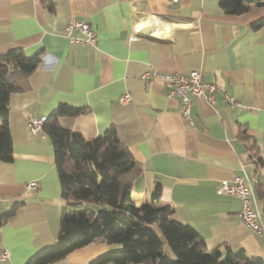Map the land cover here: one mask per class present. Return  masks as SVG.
<instances>
[{"label":"crops","instance_id":"crops-1","mask_svg":"<svg viewBox=\"0 0 264 264\" xmlns=\"http://www.w3.org/2000/svg\"><path fill=\"white\" fill-rule=\"evenodd\" d=\"M50 1L51 8L42 0H0V53L19 47L41 55L28 87L8 98L12 160H0V215L18 206L0 225V252H8L0 264H24L56 241L64 201L53 145L28 122L59 103L82 108L58 120L85 139L114 127L141 165L130 184L136 206L159 183V205H171L172 217L193 227L207 249L225 245L264 261V236L240 223V200L215 192L222 181L245 178L264 225V27L250 25L264 11L227 14L219 0ZM71 20L89 23L96 43L71 42L63 32ZM149 68L197 71L239 104L222 94L212 103L194 97L185 119L160 77L141 78ZM126 92L130 99L120 102ZM250 147L261 164L250 160ZM32 180L36 189L26 187ZM116 248L91 242L48 264H91Z\"/></svg>","mask_w":264,"mask_h":264},{"label":"trees","instance_id":"trees-1","mask_svg":"<svg viewBox=\"0 0 264 264\" xmlns=\"http://www.w3.org/2000/svg\"><path fill=\"white\" fill-rule=\"evenodd\" d=\"M49 8L50 0H42ZM227 14H242L252 8L264 11V0H219ZM264 27V16L250 23ZM41 62L40 53L26 56L19 47L0 53V160H12L8 128L10 93L25 90L30 74ZM82 108L59 103L41 126L50 137L64 201L56 241L44 246L24 264H48L91 242L119 245L91 264H264L243 250L228 246L207 249L204 239L190 225L172 217L174 208L159 205L161 188L156 184L141 206L130 199V184L141 165L116 135L113 126L100 135L85 139L81 133L63 127L58 118L77 115ZM250 160L261 158L250 147ZM18 203L0 215V225Z\"/></svg>","mask_w":264,"mask_h":264},{"label":"built area","instance_id":"built-area-1","mask_svg":"<svg viewBox=\"0 0 264 264\" xmlns=\"http://www.w3.org/2000/svg\"><path fill=\"white\" fill-rule=\"evenodd\" d=\"M73 30L80 31L82 36L71 35ZM63 32L71 42H79L84 44H95V31L90 24L82 20H71L63 27ZM160 77L166 87L167 97H176L179 101L180 114L183 118L188 119L191 106V99L194 97L203 98L208 103H212L217 94H222L228 101L230 106L238 105V101L231 95L225 92V89L215 83L207 82L197 71H191L187 74L183 73H162L154 68H149L141 74L143 80H150L154 77ZM130 99L129 93H124L120 98V102H127ZM45 121V116L40 118H31L28 122V127L32 132H37L41 129ZM37 181L32 180L27 182L26 187L36 189ZM217 194L232 195L238 198L241 202L239 211L240 223L248 230L258 236H264V225L259 218L257 210L252 204L253 192L252 188L247 184V181L242 176L235 175L230 180L222 181L215 189ZM8 255L6 250L0 252V258H5Z\"/></svg>","mask_w":264,"mask_h":264},{"label":"rangeland","instance_id":"rangeland-1","mask_svg":"<svg viewBox=\"0 0 264 264\" xmlns=\"http://www.w3.org/2000/svg\"><path fill=\"white\" fill-rule=\"evenodd\" d=\"M116 249H118V248H116ZM113 250H115V249H113Z\"/></svg>","mask_w":264,"mask_h":264}]
</instances>
